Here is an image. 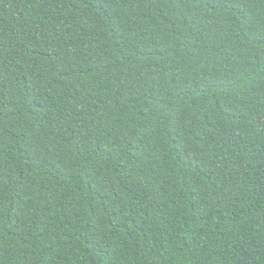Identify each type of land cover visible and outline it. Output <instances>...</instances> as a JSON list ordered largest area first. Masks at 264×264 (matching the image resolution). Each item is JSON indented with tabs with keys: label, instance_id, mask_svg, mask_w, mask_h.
<instances>
[{
	"label": "trees",
	"instance_id": "1",
	"mask_svg": "<svg viewBox=\"0 0 264 264\" xmlns=\"http://www.w3.org/2000/svg\"><path fill=\"white\" fill-rule=\"evenodd\" d=\"M0 264H264V0H0Z\"/></svg>",
	"mask_w": 264,
	"mask_h": 264
}]
</instances>
